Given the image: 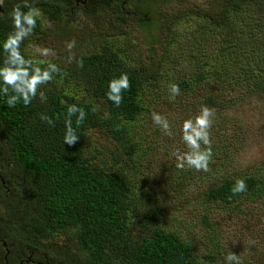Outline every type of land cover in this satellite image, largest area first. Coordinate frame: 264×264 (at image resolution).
Segmentation results:
<instances>
[{"label":"trees","instance_id":"obj_1","mask_svg":"<svg viewBox=\"0 0 264 264\" xmlns=\"http://www.w3.org/2000/svg\"><path fill=\"white\" fill-rule=\"evenodd\" d=\"M25 2L54 11L56 28L61 22L74 21L70 18L73 14L64 12L68 11L65 3L58 0H5L0 6V65L5 56L3 42L14 31L10 13L16 4L26 12ZM126 3L130 4L127 8ZM112 13L114 18H108L102 29L109 34L102 40L99 36V46L94 44L96 49L91 53L75 55L67 64L71 71L67 81L78 82L81 92H61L50 83L40 89L45 92L46 101L42 102L38 93L30 105L24 106L21 101L15 107H8L7 97L0 94V150L10 174L20 181L16 190L24 194V200L17 197L11 184L16 197L3 198L10 207L0 216V226L14 219L21 199L28 205L30 216L22 242L34 253L38 251V259L43 263L46 254L54 264H74L78 260L79 264H198L184 235L152 220L151 208L147 206L150 198L141 202L138 197L143 191L152 196V189L141 180L138 188L134 187V174L145 160L143 141L153 138V132L142 128L140 118L152 117L153 111L161 114L177 109L184 112V120L201 105L231 108L234 97L228 92L234 88L264 90V0H204L198 5H192L190 0H123ZM127 21L130 23L123 30ZM132 24L143 32L147 49H140L138 41H133ZM40 27L38 18L35 30ZM68 33L73 35V30ZM170 43L175 50L165 48ZM21 52L31 58L23 43ZM81 58L82 68L76 62ZM224 59L226 66L219 63ZM190 60H196V71L188 73L191 76L176 78V65L188 64ZM198 62L204 64L199 66ZM121 73L129 75L131 88L123 93V103L117 107L106 93L109 82ZM170 83L180 87L181 95L175 100L170 99ZM92 100L104 103L106 113L101 114L99 104ZM72 104L82 107L87 115L80 127H76V117H72L79 139L69 146L64 144L65 120L67 107ZM42 114L54 124L41 120ZM94 130L104 133L112 146L101 144L98 148L92 142L89 145ZM223 142L226 141L212 144L213 156L219 153L227 157L231 145L223 150ZM0 166L4 172L5 167ZM184 171L178 175L182 180L189 174L194 179L210 170ZM237 178L246 181L247 191L233 195L231 189ZM202 190L205 200L227 205L242 197L253 200L255 196H264V171L257 169L254 174L241 177L226 171ZM138 202L141 203L137 208ZM56 227L74 229L77 246L85 254L83 262L69 253H64L67 256L61 260L47 245L43 253L35 247Z\"/></svg>","mask_w":264,"mask_h":264},{"label":"rangeland","instance_id":"obj_2","mask_svg":"<svg viewBox=\"0 0 264 264\" xmlns=\"http://www.w3.org/2000/svg\"><path fill=\"white\" fill-rule=\"evenodd\" d=\"M64 1L69 3L68 11L64 12L70 14L69 9L75 6L74 0H72V3L69 0ZM190 1L192 5H198L204 0ZM121 4H123V0H88L87 7H83L85 11L78 10L71 13L73 16L71 15L70 18H74L72 23L69 24L64 21L59 23L57 28L55 27L57 15L54 11H46L39 6H34L40 9L42 13L39 18L41 27L39 30H34L33 34L25 39L23 42L24 49L29 57L37 61H50L59 66L61 72L54 74V79L50 82L53 83V88H57L61 92L70 90H73V93L81 92L79 91L78 82L70 83L67 81V74L71 72L67 70V64L71 63L68 57L81 56L95 50L96 48H93V46L94 44L96 47L99 46V40H97L99 36L102 40L105 35L109 34L103 33L102 29L106 26L108 18H114L115 15L112 13V9L116 10ZM129 6L130 4L126 3V8ZM169 10L172 11L170 7ZM60 14L65 15L63 11H60ZM118 15L122 14L118 12ZM96 18L97 20H95ZM92 20H95V22L91 23ZM129 23L127 21L122 26L123 30ZM188 25L192 27V23ZM71 30H73V35L68 33ZM90 36H94L95 39ZM120 36L118 33L117 37ZM131 36L134 42L138 41L137 45L140 49L145 50L148 48L142 40L143 32L134 24L131 26ZM73 40L76 42L75 47L69 52L66 45ZM45 47L52 49L55 55L39 56L36 52L37 48ZM165 48L173 51L175 45L170 43ZM191 54L193 55L192 49ZM210 58H214V56ZM200 60L203 61L204 58H200ZM204 62H198L197 64L200 66ZM219 63L226 66L225 59ZM195 64L196 60H190L188 64L176 65L175 77L179 78L190 72L193 74L196 71ZM42 65L46 66V64ZM188 76H191V74H188ZM45 86H42V88ZM228 93L229 96L234 97L231 108L210 107L216 109L211 129L212 144L223 139L226 141L222 144L221 148L223 150H225L226 145H231L227 157L215 153L211 162L213 165H209L210 171L207 174L195 175L194 179H192L193 175L189 174L186 180H182L178 175L185 171L177 169L175 166L174 152L177 149L181 152L188 151L181 139L180 131L184 112L172 109L161 113L168 118L172 125V137L165 135L159 126L155 129L154 126L157 125L153 123L152 117L149 115L140 118L142 128L153 132V138H145L143 141V150L146 149L143 155L145 160L142 159L144 164H142L143 166L137 174H134L135 179L132 181L135 182V186H133L138 188L139 180H141L145 187L152 189V196L143 190L144 193L142 194H134H138V197L142 199L141 202L146 197L150 198L151 201L147 206L151 208V210L149 209L150 215L155 223L162 224L168 229L177 230L189 240L198 259V264H225V257L230 251L240 255L243 264H264V196H255L253 200L242 197L237 202L227 205L219 201L205 200L204 190H202L220 173L226 171L232 176L238 177L252 175L257 169L264 171V90L243 91L241 88H234ZM80 97L85 99L82 95ZM91 102L96 105L99 104L98 108L102 112L101 114L106 113L104 103H99L96 100ZM198 111L196 110L191 117L197 115ZM89 140V145L92 142L93 147L101 148V144L104 147L112 146L111 140L104 133L97 130L91 131ZM2 153L3 151L0 150V165L5 167L3 175L5 179L7 177V182L13 183L16 190L20 187V181L10 174L9 165ZM7 182H5V186L8 185ZM5 191L7 190L0 189V216L4 214L6 207H10L9 202L3 198L6 196L9 200H12L16 197L14 193L5 195ZM133 191L137 190L134 188ZM16 193L17 197L21 196V199L24 200L22 192L16 190ZM21 199L19 202L20 208L16 211L14 219H11V222L7 220L8 223H1L0 237L2 240H0V248L6 246V244H3L5 239L6 242L9 240L13 243L14 253L24 254L28 246L22 242L25 240L23 233L25 222L30 216L27 210L28 205ZM141 202L137 203V208ZM44 245L51 247L52 254L60 255L59 259L61 260H63L62 257L67 256L64 253H69L74 255V258L76 256L82 259V262L84 261L85 254L77 246L72 227L51 229L50 233L40 241V244L36 243L35 247L43 253L42 251L45 252V249H48ZM78 261L80 263V260ZM0 263H2V259H0ZM73 263L79 264L76 261H73Z\"/></svg>","mask_w":264,"mask_h":264},{"label":"clouds","instance_id":"obj_3","mask_svg":"<svg viewBox=\"0 0 264 264\" xmlns=\"http://www.w3.org/2000/svg\"><path fill=\"white\" fill-rule=\"evenodd\" d=\"M4 2L5 0H0V6L4 5ZM23 7L28 10L23 11L20 4L13 6L10 16L14 31L9 33L2 45L5 56L3 64L0 65V94L7 97L6 105L8 107H15L21 101L24 106H28L36 99L38 93L40 100L42 102L46 101V94L44 91H40L41 87L52 82L54 74L61 72L57 64L50 61H37L34 58H26L21 52V44L33 34L38 18L42 16L40 9L29 6L27 2L23 4ZM75 43V40L67 43L66 46L69 52L75 47ZM36 52L42 57L55 55L52 49L46 47L37 48ZM73 59V56L68 57L69 62ZM76 62L79 67H83L82 58ZM42 64H46V66L42 67ZM130 88L129 75L121 73L119 77L113 78L109 82L108 92L106 93L107 98L119 107L124 100L123 93ZM168 88L171 100H175L177 96L181 95L178 84L170 83ZM215 114V108L201 105L197 115L183 120L180 129L181 139L188 151L181 152L177 149L174 152L177 169L184 170L187 167L204 172L210 170L209 165L213 158L211 129ZM86 115L85 110L76 104L67 107L64 144L73 146L79 139L75 128L72 126V117H76V127H80ZM40 118L50 125L54 124V121L46 115L42 114ZM152 121L160 127L165 135L173 136L172 125L166 116L153 111ZM231 191L233 195L246 192V181L237 178ZM225 264H243V262L240 255L230 251L225 257Z\"/></svg>","mask_w":264,"mask_h":264},{"label":"flooded vegetation","instance_id":"obj_4","mask_svg":"<svg viewBox=\"0 0 264 264\" xmlns=\"http://www.w3.org/2000/svg\"><path fill=\"white\" fill-rule=\"evenodd\" d=\"M61 4H64L65 1L64 0H58ZM69 2L72 3V0H69ZM74 7H71L69 9V11L71 13H74L75 11L78 10H83V7H87L88 4V0H74ZM64 6H66V8L69 6V3H65ZM7 179V177H6ZM5 179V176L3 175V169L0 166V189H4L7 190L5 191V195L10 193L12 194L13 192V188L11 186V182H7ZM5 182L8 183V185L5 186ZM5 236V235H4ZM0 240H2V238L0 237ZM9 241V240H8ZM7 241V242H8ZM5 239L3 241V244L6 246L4 248H0V259H2V263L0 264H54L51 260H47V255L44 254L43 256L46 258V262H41L38 259L39 254L37 253V251H35L36 253H34L31 249H27L26 253L22 254V253H14L13 252V243L8 244ZM22 252V251H21ZM3 254V255H2Z\"/></svg>","mask_w":264,"mask_h":264}]
</instances>
